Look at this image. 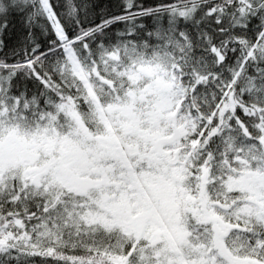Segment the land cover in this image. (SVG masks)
Returning a JSON list of instances; mask_svg holds the SVG:
<instances>
[{"label":"snow or ice","instance_id":"1","mask_svg":"<svg viewBox=\"0 0 264 264\" xmlns=\"http://www.w3.org/2000/svg\"><path fill=\"white\" fill-rule=\"evenodd\" d=\"M0 264H264V0H0Z\"/></svg>","mask_w":264,"mask_h":264}]
</instances>
